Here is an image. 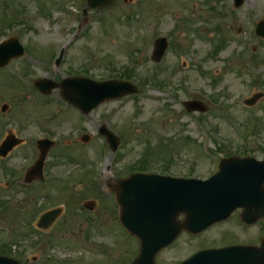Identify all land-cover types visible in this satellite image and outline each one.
<instances>
[{
  "label": "rangeland",
  "instance_id": "374dc122",
  "mask_svg": "<svg viewBox=\"0 0 264 264\" xmlns=\"http://www.w3.org/2000/svg\"><path fill=\"white\" fill-rule=\"evenodd\" d=\"M145 1L152 5L145 8L135 0H116L112 7L101 13L89 11L85 16L86 0H0V19L15 17L19 22L11 30L0 27V41L14 36L31 49L23 58L0 69V136L11 129L28 142L12 153L9 165L20 166L26 162L35 150V139L49 133V138L54 137L58 143L50 152V174L67 179H85L87 176L88 180H84L86 194L93 188L89 179L98 182L100 176L103 180L113 176L109 171L116 168L113 161L120 160L119 168H124L146 158L149 149L152 151L147 158L153 162L150 168L162 167L160 161L170 157L168 169L173 173L185 175L190 172L201 178L213 174L219 156L232 154V149L242 154L247 149L245 153L257 159L264 158V99L253 108L243 104L252 95L264 93V39H251L249 34L239 38L229 35L228 47H218L210 60L199 64L213 52L214 40L222 37L220 33H214V37L206 41L196 39L195 61L190 55L175 53V47L171 46L162 62L156 65L151 55L158 37V25L153 16H149L157 8L156 0ZM214 1H219L214 6L212 22L215 28L222 20L217 17L219 7L226 9L231 24L235 21V29L247 26L248 19H253L255 14L257 19L264 18V0H246L238 11H232L233 0ZM253 10L257 13L249 14ZM39 12L45 17L38 15ZM128 15L133 16L132 21ZM168 28L169 24L165 31ZM67 45L65 57L57 68L54 61ZM252 49L255 53L250 51ZM240 56L242 60L238 59ZM201 68L217 78L204 76ZM125 69L132 71L136 81L160 73L170 88L157 92L150 85L138 86L139 95L107 102L85 117L62 100L59 90L50 96H42L34 89L33 82L26 79L61 82L63 78L87 72V77L103 81ZM15 72L26 80L19 81ZM211 96L220 99L211 102ZM191 100L204 102L208 112H187L185 103ZM5 105L8 109L3 114L1 108ZM201 118L203 125L199 123ZM104 125L120 139L115 154L99 135V129ZM86 135L90 141L83 143L82 137ZM200 145L207 157L202 155ZM103 151L105 156L101 157ZM162 151L168 153L158 159ZM216 153L221 154L214 155ZM105 162L113 167L104 172L106 167L103 169L101 165ZM57 197L56 191L51 198L52 207L68 200L67 195H62L61 201ZM0 198L1 202L9 203L5 209L17 210L13 189H6ZM77 205L67 204L64 223L55 225L57 236L53 230L55 246L51 254L68 261L79 260L71 264H107L112 258L117 259V264H125L136 253L132 244L125 242L124 236L117 242L112 235L115 233L107 230L108 218H100L98 224L94 221L84 223L80 213L74 211ZM105 205L110 208L106 200L103 208ZM92 215L96 217V214ZM4 219L10 220L8 212ZM51 258V255L43 257L44 263L61 264ZM29 262L32 263L31 259Z\"/></svg>",
  "mask_w": 264,
  "mask_h": 264
},
{
  "label": "flooded vegetation",
  "instance_id": "af4514ba",
  "mask_svg": "<svg viewBox=\"0 0 264 264\" xmlns=\"http://www.w3.org/2000/svg\"><path fill=\"white\" fill-rule=\"evenodd\" d=\"M219 1L214 0H158L157 1V18L159 27L164 29L169 22L174 23L173 29L176 34H180L182 40L173 42L175 50L181 55H188L193 48V39L200 38L206 40L208 37L214 36V33H228L233 36H241L244 32H254L255 22L253 19H248L247 26H238L235 29V21L233 24L229 21V16L224 7H219L218 18L222 20L220 24L213 26L214 6H217ZM221 3V2H220ZM222 4V3H221ZM233 4L231 3V7ZM250 34V33H249ZM219 35V34H218ZM184 39V41H183ZM131 175L128 172L122 175L121 178L108 181L107 185L101 191H97L94 197V205L97 206V222L100 218H108L110 222L105 223L107 227L114 233L120 229L126 233V236L135 244L139 245V240L128 234L123 228L119 220V208L116 201V195L113 193L117 187V182L120 179L127 178ZM8 178L10 182L3 185L0 183V197L4 194L6 188H13L14 196L17 198L16 212L10 217L18 231L26 234L27 231L33 237L29 245L18 247L13 244L5 248L4 240L0 238V251L2 256L13 257L19 262H28L30 257L27 251H34L41 247V244L47 243V235L39 229L41 217L53 208L50 206L53 202L51 199L54 195V176L45 172L44 176H36L31 179V183H25V175L5 174V169L0 165V180ZM40 178V180H38ZM106 193L108 196L102 194ZM108 197V198H107ZM2 199V198H0ZM106 205L103 208L104 201ZM9 206V203L7 204ZM6 205L0 200V218L4 220L3 213L6 210ZM66 208V207H65ZM231 214L221 223L215 224L202 233H192L188 230H182V222L184 216L174 220V224H169L171 229H181L177 234L175 241L167 248L161 250L155 258V264H264V216L261 213L264 211L262 207H232ZM246 212L251 215L244 216ZM66 215L64 211L61 220ZM177 221V222H176ZM167 224H161L159 229H166ZM30 229V231H29ZM38 232L41 236H38ZM108 236L110 233H108ZM116 237L115 234H112ZM155 235V234H149ZM160 237L169 235L161 231L158 233ZM25 250V251H24ZM210 250H221L220 254H211L204 258L191 260L193 256L200 252ZM39 256H33L31 261L33 264H38L43 258L42 250L38 252ZM0 254V255H1ZM110 257V256H109ZM137 255L131 256L126 261V264H132ZM104 263V262H103ZM99 263V264H103ZM107 264H117V259L113 258Z\"/></svg>",
  "mask_w": 264,
  "mask_h": 264
},
{
  "label": "water",
  "instance_id": "95a60500",
  "mask_svg": "<svg viewBox=\"0 0 264 264\" xmlns=\"http://www.w3.org/2000/svg\"><path fill=\"white\" fill-rule=\"evenodd\" d=\"M113 0H88L89 6L100 9L108 6ZM240 0V4H241ZM264 26V25H263ZM262 26V27H263ZM261 35H264L262 28ZM166 46L160 41L156 42L154 52V61L159 62L164 53ZM23 51L17 49L13 42L4 44L0 47V66L16 56H21ZM39 83L37 86L45 94H50L55 88L62 90L61 94L64 100L68 101L85 114L96 108L100 103L107 99H114L129 93H134L133 87L125 84L106 83L96 84L90 80L75 79L65 81L60 85L49 82V86ZM263 97L262 94L254 96L246 101V105L254 106L258 100ZM192 110L204 109L197 103L191 105ZM108 137L109 142L114 150L117 149V138L107 132L101 131ZM3 148L4 152L10 151L16 141L9 139ZM12 143V146H10ZM50 144L42 147L43 163ZM235 160V161H233ZM223 161L220 171L214 177L206 182L198 180H174L171 178L161 177H133L126 181L123 186V197L120 203L123 207V213L131 210L146 211L155 216H159L162 211L170 213L178 211L185 212L191 218V221L197 224V230H204L209 225L219 222L225 216V201L232 194L240 192L243 196L250 192L259 191L264 193V162L254 163L246 161H236L237 159ZM228 192V193H227ZM227 193V194H226ZM263 195V194H262ZM261 197V196H260ZM264 199V196H262ZM146 222L145 219L142 223ZM151 223L153 221L150 220ZM159 219L156 220V223ZM131 232L142 233L141 229H132ZM152 246L143 244L141 257L146 254ZM0 264H11L6 259H0Z\"/></svg>",
  "mask_w": 264,
  "mask_h": 264
}]
</instances>
